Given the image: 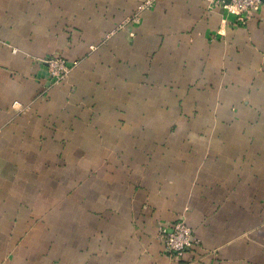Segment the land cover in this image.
I'll use <instances>...</instances> for the list:
<instances>
[{
    "label": "crops",
    "instance_id": "1",
    "mask_svg": "<svg viewBox=\"0 0 264 264\" xmlns=\"http://www.w3.org/2000/svg\"><path fill=\"white\" fill-rule=\"evenodd\" d=\"M144 1L0 0V264H264V6Z\"/></svg>",
    "mask_w": 264,
    "mask_h": 264
},
{
    "label": "built area",
    "instance_id": "2",
    "mask_svg": "<svg viewBox=\"0 0 264 264\" xmlns=\"http://www.w3.org/2000/svg\"><path fill=\"white\" fill-rule=\"evenodd\" d=\"M159 0H145L138 8L139 11L153 7ZM217 2L226 8L232 9L238 16V21L249 20L260 7L264 6V0H209ZM47 67L51 85H58L64 82L74 65L67 62L61 56L53 55L43 60ZM157 237L164 244L165 253L171 258L191 249L199 244L193 230L179 219L169 228L158 230Z\"/></svg>",
    "mask_w": 264,
    "mask_h": 264
},
{
    "label": "rangeland",
    "instance_id": "3",
    "mask_svg": "<svg viewBox=\"0 0 264 264\" xmlns=\"http://www.w3.org/2000/svg\"><path fill=\"white\" fill-rule=\"evenodd\" d=\"M70 74V73H69ZM59 85V84H58ZM55 86V85H54Z\"/></svg>",
    "mask_w": 264,
    "mask_h": 264
}]
</instances>
